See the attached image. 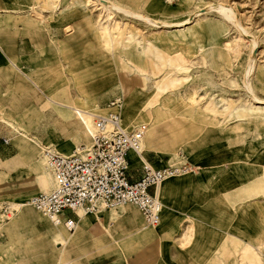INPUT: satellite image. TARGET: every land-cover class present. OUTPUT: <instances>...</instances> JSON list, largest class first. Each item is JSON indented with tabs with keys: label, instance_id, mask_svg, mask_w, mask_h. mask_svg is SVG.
<instances>
[{
	"label": "rangeland",
	"instance_id": "rangeland-1",
	"mask_svg": "<svg viewBox=\"0 0 264 264\" xmlns=\"http://www.w3.org/2000/svg\"><path fill=\"white\" fill-rule=\"evenodd\" d=\"M111 1L160 22H192L183 29L154 27L91 0H0L6 63L0 69V264L111 260L112 239L93 219L83 232L79 227L81 242L67 247L59 263L63 246L50 244L46 234L53 224L33 207L27 216L30 207L10 203H27L52 186V173L37 161L45 146L70 154L90 143L66 105L100 113L117 92L124 97L122 125H149L148 156L161 165L181 159L191 165L188 175L165 183L187 177L196 183L174 186L166 203L175 212L160 227L147 226L124 204L137 216L113 222L115 237L141 226L156 235L119 247L111 264H264V0ZM219 3L233 8L245 32L216 9L204 10ZM197 10L203 14L195 18ZM249 62L253 95L263 102L245 90ZM3 119L19 122L36 161L28 155L30 164L14 162L18 133ZM183 232L192 234L184 238ZM100 242L108 245L99 249Z\"/></svg>",
	"mask_w": 264,
	"mask_h": 264
},
{
	"label": "built area",
	"instance_id": "built-area-1",
	"mask_svg": "<svg viewBox=\"0 0 264 264\" xmlns=\"http://www.w3.org/2000/svg\"><path fill=\"white\" fill-rule=\"evenodd\" d=\"M121 92L105 102V112L93 115L89 145H80L70 154H61L45 146L42 154L52 168L55 185L38 192L29 202L52 224L73 232L81 215L78 210L96 214L124 204L133 205L144 223L156 227L161 220L162 205L155 189L166 179L190 170L185 160L155 167L143 157L138 147L147 125L124 128L119 108ZM4 144L9 139L2 137ZM135 152L139 166H130V153ZM153 189V191H151ZM12 208L6 214H12Z\"/></svg>",
	"mask_w": 264,
	"mask_h": 264
},
{
	"label": "crops",
	"instance_id": "crops-1",
	"mask_svg": "<svg viewBox=\"0 0 264 264\" xmlns=\"http://www.w3.org/2000/svg\"><path fill=\"white\" fill-rule=\"evenodd\" d=\"M0 8H1V5H0ZM5 59L4 57L2 56V54L0 53V69H4V66H5ZM10 64L14 67H18L17 64L15 62H12L10 61ZM35 84V82H34ZM36 85V84H35ZM48 93V92H47ZM94 104V103H93ZM68 108L70 109H74V107H80L79 105L78 106H70V105H66ZM89 110V109H87ZM75 114H76V111H74ZM78 117V115H77ZM79 118V117H78ZM81 120V119H80ZM2 122L6 123L8 126H10L11 128H13V130H15L18 135L14 136V141H15V146L17 148V152H16V155L14 157V162H19L20 164H30L29 161V158H28V155H30L31 157L34 158V161H36V151L32 148V146L30 145V142H33L31 138H29V136H27V134H25L24 132H21L19 129H18V126H20L19 122L16 121V120H1ZM88 124L90 125V120H87ZM85 124V123H84ZM90 128V127H89ZM89 130V129H87ZM84 132V131H83ZM148 135V133H147ZM147 135L144 139V145H145V148L143 149V157L149 161L153 166L155 167H162L164 165H161L159 163H157L158 161L157 160H153L154 159V156H148L147 155V150L150 146H149V143H148V140L146 141V138H147ZM88 145V144H87ZM78 147V146H77ZM3 150H0V153H2V151H4L5 149L2 148ZM66 154V153H64ZM32 158V159H33ZM38 161V164L40 166V168L43 170V171H46V169L48 170L47 168V164L45 163V168L43 167V165L41 164V157H39V160ZM140 162H139V159L134 155V154H130V166L132 168H136L137 166H139ZM49 171V170H48ZM190 177H187V178H184L182 180H179L178 182H186L189 180ZM168 181V180H167ZM201 181V180H200ZM166 182V181H165ZM161 183L156 189H155V192H156V195L157 197L159 198V201L162 205V212H161V220H160V223L156 226V227H160L159 225H162L163 221L165 220V216L168 215V212L171 213V212H175V210L173 208H171L167 203H166V199L173 193L174 191V186L178 183V182H168V183ZM49 183H51L49 181ZM165 183V184H164ZM196 183V180H194L193 178H191L189 180V183ZM49 190V188H42L41 190L37 191V192H40V191H47ZM151 191H153V189H151ZM28 202V200H27ZM12 205L14 204H19L21 205L20 206V209L24 207V205H27L26 202L24 203H21V202H18V203H10ZM28 207L30 208H26L25 209V212L23 213L27 216H31L32 214L30 212H32V207L30 205H27ZM107 211L109 212V216L108 215H105L104 212ZM78 213L81 215V218H80V221L78 223V228L76 229V231H74V233L70 234H66L64 233V229L62 227H59V226H54L52 225L51 227L50 226H47V230H46V234L48 235V241L50 244L52 245H61L63 246V250L61 251L60 255H59V263H61L62 260L65 259V257L69 254V249H67V247H71L73 248L75 245V247H78L77 244H79L81 242V236L82 234H79L78 231H79V227L81 226V231L83 232V229L84 228H89L93 222V219L97 221L98 225L101 227V229H103L104 233L106 235H108L111 239H112V242L109 243V245L111 244L115 249H116V252L112 254L111 256V260L108 262V264H111L113 262H118V249L119 247H123L126 243H129L131 242L132 240H135V239H153L155 237V233L154 232H150V231H147L145 230L144 227H136L132 230H129L128 232H125V233H120L118 234L119 236L115 237L113 235V233L111 232L112 230L110 229V227L113 226V222L116 223L118 218L119 217H124L125 219L131 221L132 219L135 220L136 219V212L134 210H131L130 212H128L127 208L125 205L123 206H120V211H117L116 208H111L109 210H103L101 211L99 214L97 215H93V214H87V215H84L82 214L81 211H78ZM41 217V216H40ZM42 218V217H41ZM108 218V222L107 224H105V220ZM199 219V218H198ZM201 220V219H200ZM119 222V220H118ZM135 224V223H134ZM119 225V224H118ZM83 226V227H82ZM156 227H153V228H156ZM162 227V226H161ZM114 231H117V229H113ZM57 231L61 232L62 233V236L64 237V239H67L65 242H60V241H56V233ZM162 231H163V228H162ZM118 232V231H117ZM78 233V234H77ZM184 234L185 232H183V237H184ZM70 235V236H68ZM79 241V242H78ZM108 244H98V247L99 249L101 248H104L105 246H107ZM99 255L102 254V252H98ZM95 264H107V263H104L102 261H97Z\"/></svg>",
	"mask_w": 264,
	"mask_h": 264
},
{
	"label": "bare ground",
	"instance_id": "bare-ground-1",
	"mask_svg": "<svg viewBox=\"0 0 264 264\" xmlns=\"http://www.w3.org/2000/svg\"><path fill=\"white\" fill-rule=\"evenodd\" d=\"M96 6H101L104 10H109V9H113V10H115V11H117V12H121V13H124V14H126V15H129V16H132V17H134V18H138V19H141V20H143V21H145V22H147V23H149V24H152V25H154V27H161V26H164V27H168V28H170V27H184L185 25H188V24H190L192 21H191V19L190 18H187V19H185V20H182V21H179V22H160V21H157V20H154V19H151V17L149 18V17H147V16H143V15H141V14H138L137 12L136 13H134V11H130V10H126L125 8H123V7H121V6H119L118 4H116V3H114V2H112L111 0H91ZM213 9H216L217 10V12L222 16V17H224L226 20H228L229 22H231V23H233L236 27H238V29H239V31L241 32H245L244 31V29L242 28V26L240 25V23H239V21L237 20V18H236V13L234 12V10H233V8L231 7V6H229V5H224V4H222V3H219L218 5H216V6H213V5H209V6H207L204 10L206 11H210V10H213ZM203 13H201V10H197V11H195L194 12V17L195 18H198V17H200L201 15H202ZM193 17V18H194ZM192 18V19H193ZM175 29V28H174ZM183 29V28H182ZM107 31H109V30H107ZM106 31V32H107ZM111 39V38H110ZM111 41V40H110ZM250 41H252V48H254L255 47V44H256V42H255V40L251 37V40ZM252 54H253V52L250 54V58H248L249 60H250V62H251V59H252ZM254 59V58H253ZM249 62V64H248V66H247V68H246V71H245V75H244V87H245V90L247 91V93L251 96V98L253 99V100H255L256 102H263L262 100H260V98L258 99V98H256L254 95H253V89H252V86H251V84L249 83V80H248V78H249V75H250V73H251V68H250V63ZM181 65V64H180ZM251 67H252V65H251ZM131 70V69H130ZM136 71V70H135ZM132 72V71H131ZM129 73V72H128ZM136 73V72H135ZM127 75V74H126ZM177 80V79H176ZM174 82V81H173ZM171 84H173V83H171ZM167 86V85H166ZM144 87V86H143ZM166 88V87H165ZM133 90L135 89L134 87L132 88ZM249 97V96H248ZM121 107H123V102H122V104H121V106H120V108H119V110L121 109ZM102 109H104V108H102ZM100 110V113H104L105 112V110H101V109H99ZM75 111H76V114L78 115V117H79V120L81 121V124H82V127H83V131L85 132V134H86V132H88L89 133V137H90V133L93 131V115L94 114H97V113H99V112H96V110H95V112H93V111H91V110H87V109H82V108H75ZM87 120H90V125L88 124V122H87ZM85 123V124H84ZM121 123H122V120H121ZM123 124V123H122ZM140 125H142V124H140ZM140 125H138V126H140ZM146 125V124H145ZM123 126V125H122ZM138 126H136V127H138ZM90 127V128H89ZM124 128H126L125 126H123ZM87 129H89V130H87ZM149 132V125H148V128H147V132H146V134H145V136H144V138L142 139V141H141V143H140V145H139V147H138V151H143V149L145 148V145H144V139H145V137H146V135H147V133ZM89 145V144H88ZM87 145V146H88ZM77 148V147H76ZM66 155V154H65ZM43 157L45 158V160H46V163H47V168H48V170L52 173V175H53V184H52V186L50 187V189H52L53 187H54V185H55V176H54V173H53V171H52V168L50 167V165H49V163H48V161H47V158H46V156L45 155H43ZM43 157H41V164L43 165V167L45 168V160H44V158ZM194 173V172H193ZM188 175L189 173H187V172H185V173H182V174H180V175H178L177 177H179V176H181V175ZM165 181H167V180H164L163 182H165ZM163 182H161V183H163ZM160 183V184H161ZM159 184V185H160ZM158 185V186H159ZM157 186V187H158ZM49 189V190H50ZM49 190H47V191H49ZM40 192H44V191H40ZM27 205H30L31 207H33L31 204H30V202H29V200H28V202H27ZM129 205V204H128ZM10 206L11 207H14V208H18V209H20V206L21 205H19V204H14V205H11L10 204ZM123 206V205H122ZM113 208H116V207H113ZM33 209L36 211V212H38L41 216H43V217H45L41 212H39V211H37L34 207H33ZM103 210H105V209H102V210H100V212L101 211H103ZM78 211H81L82 212V214H84V215H87V214H93V213H86V212H84L83 210H78ZM100 212H98V213H96V214H93V215H97V214H99ZM46 218V217H45ZM47 219V218H46ZM54 225V224H53ZM54 226H56V225H54ZM60 227V226H59ZM78 228V225L76 226V228H75V230L74 231H76V229ZM74 231L73 232H69L70 234H72V233H74ZM189 231V230H188ZM192 234V233H191ZM191 234H189V232H188V234L185 232V234H184V238H186L187 236H191ZM67 239H64V237L62 236V233L59 231H57V233H56V241H60V242H65ZM187 240V239H186ZM188 243V242H187Z\"/></svg>",
	"mask_w": 264,
	"mask_h": 264
}]
</instances>
